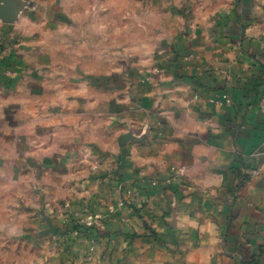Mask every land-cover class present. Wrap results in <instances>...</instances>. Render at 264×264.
<instances>
[{"label": "crops", "instance_id": "obj_1", "mask_svg": "<svg viewBox=\"0 0 264 264\" xmlns=\"http://www.w3.org/2000/svg\"><path fill=\"white\" fill-rule=\"evenodd\" d=\"M0 264H264V0H0Z\"/></svg>", "mask_w": 264, "mask_h": 264}, {"label": "built area", "instance_id": "obj_2", "mask_svg": "<svg viewBox=\"0 0 264 264\" xmlns=\"http://www.w3.org/2000/svg\"><path fill=\"white\" fill-rule=\"evenodd\" d=\"M185 173H186V169L183 168V167H181V168L172 170V174L171 175H174V176H183ZM151 184L152 185H156L157 182L152 181ZM88 220H89V222H87V227H90V226H92L93 222H92L91 218H89Z\"/></svg>", "mask_w": 264, "mask_h": 264}, {"label": "rangeland", "instance_id": "obj_3", "mask_svg": "<svg viewBox=\"0 0 264 264\" xmlns=\"http://www.w3.org/2000/svg\"><path fill=\"white\" fill-rule=\"evenodd\" d=\"M70 235H75V232L72 233V234H70ZM76 236H77V234H76ZM76 236H75V238H76ZM69 240H70V239H69ZM119 241H121V239L118 238V243H117V244H118V248H119V247H123L124 244H122V243L119 242ZM69 242H70V243H68V244L66 243V246H68V247H69V246H73V247H75V246L79 245V244L76 243V240H75V239H71ZM74 242H75V244L73 245ZM106 245H107V243L104 242V241L102 240L100 246H101L102 248H103V247L105 248V247H107ZM57 247H59V245H57ZM65 258H66V257H65Z\"/></svg>", "mask_w": 264, "mask_h": 264}, {"label": "trees", "instance_id": "obj_4", "mask_svg": "<svg viewBox=\"0 0 264 264\" xmlns=\"http://www.w3.org/2000/svg\"><path fill=\"white\" fill-rule=\"evenodd\" d=\"M80 228H81L80 226L73 224V225H71V228L69 229V231H71V232H79Z\"/></svg>", "mask_w": 264, "mask_h": 264}]
</instances>
